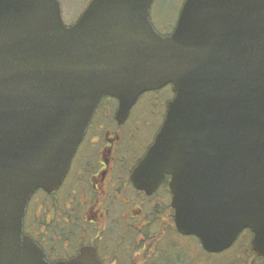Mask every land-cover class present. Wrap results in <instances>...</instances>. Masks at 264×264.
<instances>
[{"label": "water", "instance_id": "obj_1", "mask_svg": "<svg viewBox=\"0 0 264 264\" xmlns=\"http://www.w3.org/2000/svg\"><path fill=\"white\" fill-rule=\"evenodd\" d=\"M153 2L93 0L68 27L58 0H0V264H49L23 234L26 207L61 184L101 100L123 121L168 84L136 186L169 175L181 235L218 254L250 230L264 258V0H186L168 36ZM57 264L100 263L83 250Z\"/></svg>", "mask_w": 264, "mask_h": 264}, {"label": "flooded vegetation", "instance_id": "obj_2", "mask_svg": "<svg viewBox=\"0 0 264 264\" xmlns=\"http://www.w3.org/2000/svg\"><path fill=\"white\" fill-rule=\"evenodd\" d=\"M83 12L67 25H75ZM151 20L158 32L170 35L178 17L173 25H162L163 33ZM174 98L171 84L146 92L123 121L118 99L101 100L61 184L38 190L26 208L23 233L49 264L73 260L83 250L95 252L100 264H158L159 225L164 221L174 228L171 177L152 191L138 188L134 175Z\"/></svg>", "mask_w": 264, "mask_h": 264}, {"label": "rangeland", "instance_id": "obj_3", "mask_svg": "<svg viewBox=\"0 0 264 264\" xmlns=\"http://www.w3.org/2000/svg\"><path fill=\"white\" fill-rule=\"evenodd\" d=\"M87 1L88 0H66L65 3H63V10L67 11L64 19L68 24L74 21V18L82 11ZM185 1L186 0H155L151 9V18L157 29L163 31L164 24L173 25ZM168 224V222L161 221L158 229V234L160 235L161 240L163 238L164 244H166L167 237H171V234L167 231L168 226L170 225ZM170 239L171 238H169V240ZM177 243L183 248L186 261H189V264H237V257L240 255L241 257H245L243 251H245L249 243V238H241L231 249L232 251L230 250V253L211 257L203 254L199 242L197 243L191 238L177 239ZM169 259H171V257ZM254 263L256 264V262ZM257 264L263 263L258 261Z\"/></svg>", "mask_w": 264, "mask_h": 264}, {"label": "trees", "instance_id": "obj_4", "mask_svg": "<svg viewBox=\"0 0 264 264\" xmlns=\"http://www.w3.org/2000/svg\"><path fill=\"white\" fill-rule=\"evenodd\" d=\"M169 225V224H168ZM167 231L171 234V237L168 236L167 237V241L166 244H164L163 242V238L160 241V246H159V255L157 256V263L158 264H189V261H186V257L183 251V248L180 246L179 243H177V239H179L178 237V233L175 229V227L173 228L172 225L168 226ZM251 232L249 230H246L239 238V240L241 238H249V243L245 249V251H243L245 257H241V255L239 257L236 258V263L237 264H253L254 262H262L264 264V259L263 258H259L255 255V253L252 252L251 250ZM169 238H171L169 240ZM194 240H196L194 237H191ZM239 240L237 241V243L239 242ZM197 241V240H196ZM236 243V244H237ZM202 251V250H201ZM229 251V252H228ZM226 253H230L231 251L228 250ZM204 252V251H202ZM204 254L208 257H211L209 254L205 253ZM223 255V254H222ZM171 257V259H169ZM153 264H155L153 262ZM255 264V263H254Z\"/></svg>", "mask_w": 264, "mask_h": 264}]
</instances>
